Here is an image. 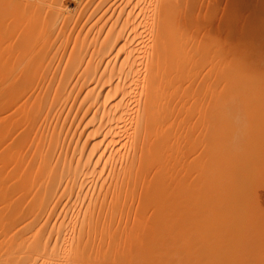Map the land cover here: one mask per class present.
<instances>
[{"label":"bare ground","instance_id":"1","mask_svg":"<svg viewBox=\"0 0 264 264\" xmlns=\"http://www.w3.org/2000/svg\"><path fill=\"white\" fill-rule=\"evenodd\" d=\"M208 1L207 12L223 5ZM196 2L0 0V264H115L128 251L126 245L121 249L116 237L129 224L132 209L146 211L160 204L162 191L152 188L158 176L171 173L173 166L176 171L183 155L189 162L195 157L188 153L194 151L197 136L191 135L193 131L185 134L188 126L184 134H176V128L185 127L183 118L194 117L199 109L190 110L195 105L217 112L218 106L203 102L210 98V85L218 88L221 75L229 80L227 71L234 67L226 55L222 56L228 62L222 63L215 48L220 50L227 40L219 32L230 34L229 21V30L224 25L227 18L237 16L239 4L236 15L228 16V10L224 12L228 17L220 16L223 27L216 19L217 32L210 24L216 16L205 21L213 14L195 9ZM194 15L203 16L201 24L207 23L198 25L200 19L194 21ZM207 34L212 39L219 35L213 39L216 46L210 38L203 42ZM198 35L202 44L195 41ZM209 48L218 51V59L210 57V63L205 58L213 53ZM198 55L204 71L215 69L214 75L206 72L209 78L218 76V84L209 79L211 84L207 83ZM213 65L223 66V74ZM203 76L209 88H203ZM222 84L218 89L225 96ZM201 87L209 90L201 91L206 97L195 92L196 100H190ZM187 89L192 91L189 97ZM193 101L197 103L192 106ZM187 107L190 114L196 112L193 117L185 112ZM181 134L185 145L178 148ZM172 173L168 177L181 174L178 168ZM145 184L152 186L148 189L152 195H141ZM128 233L129 239L134 233Z\"/></svg>","mask_w":264,"mask_h":264},{"label":"rangeland","instance_id":"2","mask_svg":"<svg viewBox=\"0 0 264 264\" xmlns=\"http://www.w3.org/2000/svg\"><path fill=\"white\" fill-rule=\"evenodd\" d=\"M205 1L206 2H204V0H195L196 6L194 8L196 9L197 7L198 9L200 7V10L203 9L202 12L206 11L205 5L210 1ZM224 1L225 3H223ZM200 3L201 6L203 3L202 7ZM213 3L214 5L218 4L215 1ZM237 3L239 4L238 8L236 6L238 5ZM209 4L207 5V10L210 8L209 6L211 4ZM220 4L223 5L215 9L211 6V8L214 9L213 12H211V9L208 11L213 15L215 14L214 16L209 15L210 19L216 16L215 19L212 18L213 21L212 19H208V16L205 18V21L213 22L210 24L214 25L215 31L217 32L219 31V29L216 30L218 24L223 27V23L222 25L219 23L220 16L225 15V17H228L229 15H236L235 7L237 11L239 10L237 16H230V18H227L226 23L224 21L226 19L225 17L220 19L221 21L223 20L222 22L225 23L224 26L227 27H224L226 31L229 30L228 27L230 28L231 25V29L229 30L230 34L225 33V30L223 29L222 31V27H219L221 28L219 32L220 35L223 36L225 34V36L227 35L228 37H226L227 40L223 39V41L226 40L225 43L222 44L224 49H221L222 45L220 44V50H225V52H227H224V54L222 51L221 53L219 46L215 45L216 41L213 40L215 39V34L212 39V36L209 37L208 34L210 33H208L207 39H204L205 37L203 36L204 40H202L203 42H205V40L210 42L208 39L210 38L212 42H215L211 44L212 46H216L215 49L218 48L217 50L220 52L218 57L220 60L223 58V61L221 60L222 63L225 59V62H228L227 58L229 59V57L230 59L231 57L233 58L232 61L229 59V62L234 63V67L232 66L233 69L230 68L231 66L229 67V69L232 70H229L231 73L227 71L228 66L225 65L227 68L226 71L228 72L227 74H230L226 76L229 77V80L226 79L224 75L223 77L225 79L221 78L224 68H222L223 66L221 67L223 72L219 69L221 66L219 60H217L218 63H220L219 67L215 65L211 67L213 69L215 66V68L217 67V69L220 70L221 74L218 75H221L220 78L222 80H227V83H224L226 86L222 84L223 81H220V78L218 80V76L214 79L213 77L209 78L215 73V69L212 73V71H208L207 68L209 67H205V70L210 72V76L207 75L208 72L204 71V66L200 64L202 61L200 59H203L202 55L196 56V59L201 57L199 59L200 61L195 60L199 61L200 67L203 66V68L199 66H197V68L199 67L200 71L206 73L207 76L205 77L207 80L209 79L212 83L215 79L216 81L222 82L221 84L223 87L221 89L226 87L224 88L226 89L224 93L225 96L222 94V90H219L220 83L218 84V82L215 81V83L219 85L218 87L216 84L218 89L214 87V83H209V80L207 82L204 76V81L202 80L204 85L202 82L200 83L203 85V88L206 86L205 82L211 84L210 87L216 88L215 90L219 92L221 95L220 97L212 87L211 89L207 87L209 84L206 87L214 93H210V91L208 94L207 91L209 90L207 88L204 90L201 87L203 90L197 88V91H193L194 97H192L191 90V92L188 89L187 91L185 90L188 93L190 92V94L184 91L188 94V97L191 95L189 97L190 100L191 98L196 100L195 95L198 97V92H200V94L202 93L201 91L205 92L210 95V98H208V96H203L205 93H202V97H206L207 99L205 98L204 101L200 96L198 99L201 98L200 100L201 102L204 101L203 103H205L206 100L207 103L210 101L208 103L210 107L211 105L218 106L219 109L216 107V109L214 108V110L217 111H215L216 113H214L213 107L210 108L209 111V108H206L208 105L205 103L207 105L204 104L206 108L205 112V109H203L204 106H202V108L199 106L201 108L200 110L198 105L194 104L195 102L197 103V101H193L192 106L195 105L194 108L197 106L195 110L192 106L190 109L192 108L193 110H190L189 107H187V109L185 108V112L188 109L190 111L200 110H198L197 113H192H196L194 117L190 114L189 110L186 112L188 116L191 115V117H193L191 119L195 122V124H193L194 128H192L193 125H186L188 121L191 122L192 120L190 118H183L184 113L182 112L184 111V107L181 108L183 111L180 110L182 114H179L180 112L178 113L179 120H187L185 121L187 123L185 127L183 124L184 129L181 128V132L178 127L176 129L179 132L177 133V130L174 131L176 134L182 133L183 131L182 134H184L186 126H188V128L190 127L189 129L187 128L188 131H185V134L193 131L191 135L195 134L197 137H195L194 151L191 149L192 151L189 150L190 152L188 154L194 153L195 157L192 159L190 155L189 157L191 158L189 162L188 159H186L188 157L185 158L183 155L184 159H186L184 162L187 163L188 161L189 163L183 164L181 162L183 161V157L181 158V154H179L181 159L178 158L177 160L180 159L179 163L182 164L180 165L178 163L179 165H176V167L179 173L182 175H184V173L186 174V176H182L183 178H181V174L178 173L175 177L173 175L170 176L172 172H177V168L175 171V166L172 165V172H164L163 175L158 176L157 181H155V183L153 182L154 187L149 185L150 187L146 188L148 184L147 186L146 184L143 185V188L140 187V189L142 188V193L138 192L141 193V195L147 194V196L151 193V190H148L151 187L153 189H160V191H162V202L159 198L158 202L161 203L155 204L151 208H147V210L145 209L146 211H135V209H132L129 217V224L125 229H121L116 237L117 244L121 246V249L125 245L126 247L124 249L127 250L129 247L128 251L122 254L124 257L126 256V258L122 255L118 257L120 264H264V0H221V2L219 0L218 5ZM231 8L233 9V13H231ZM216 9L218 12H215ZM228 10L230 12L227 16L225 13ZM195 11L196 10H194V13L198 12V10ZM202 12L200 11L199 14H202ZM208 12L206 11L205 13ZM200 15H194L195 18L199 17L198 19L194 18V21H199L201 17V19L204 20L203 16L200 17ZM201 19L199 22L197 21L198 25L207 23L204 21L205 23L202 22L201 24ZM215 21H217L218 24L215 25ZM228 21L230 25L227 23ZM212 30L211 35H213ZM199 36L200 35H198V38H195V41L198 39V41L200 40V44H202V37L199 39ZM218 36H215V40H217ZM221 37H219V39H221ZM219 41H217V44H219ZM225 45L227 47H225ZM208 50L209 52H213L211 54H215L211 55ZM208 50L207 52L202 50L204 51V55L206 53H209L207 56L211 55L209 57L205 55L207 62H209L208 59L210 57L213 60V56L217 55L218 52L210 48ZM196 53L199 54L200 52L198 51ZM222 55H226L227 58H224L225 56L223 57ZM204 63H206L205 60ZM209 63L204 65L209 66ZM195 70L198 71L199 69ZM200 71L198 72L197 77L199 78L197 79L202 78V72ZM197 79L195 81V86L198 82ZM193 86L194 84L191 86V89ZM195 92H197V94H195ZM184 94L181 95L182 99L183 96H185V99L187 98L186 94ZM181 96L178 97L177 100H179ZM200 100H198L199 102L197 104L200 103ZM182 106L185 105L183 104ZM187 115L185 114V117H188ZM177 119H175V121ZM179 120L176 121V125ZM181 122H179V127L182 126L183 122ZM173 129L172 132H174ZM189 133L187 135H190ZM182 134L179 136V139ZM174 136L176 135L174 134ZM183 137L185 136H182L180 141H182ZM188 137L189 138L186 137L187 140L192 138L190 136ZM176 138H178V136ZM176 138L174 139L176 140ZM186 138L184 139L186 140ZM192 141L194 140L191 139V144L189 145H193L194 142ZM182 143L183 141L178 145V148L179 146L185 145V143L181 145ZM183 149L184 148H180L181 151ZM186 153L187 151L184 154L186 155ZM177 155L173 154V156H176L175 158H177ZM174 163L171 162V164ZM166 168H168V166ZM190 172L193 173L191 174ZM168 173L170 177H168ZM191 177H194V179H191ZM136 218H139L140 222H138L139 219L135 220ZM134 223L138 225V231L133 229V227H136ZM131 229H133V231ZM123 231H126V237L130 231L134 234L130 233L131 238L129 237L128 239V237L125 238V236L122 235ZM129 251L130 253H128ZM122 258L126 261H122ZM119 261L118 263L115 262V264H119Z\"/></svg>","mask_w":264,"mask_h":264}]
</instances>
